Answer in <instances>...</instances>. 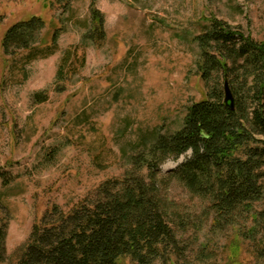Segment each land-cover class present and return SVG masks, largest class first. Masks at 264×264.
<instances>
[{
	"label": "rangeland",
	"instance_id": "obj_1",
	"mask_svg": "<svg viewBox=\"0 0 264 264\" xmlns=\"http://www.w3.org/2000/svg\"><path fill=\"white\" fill-rule=\"evenodd\" d=\"M91 3L0 0L3 264H16L53 206L68 212L102 182L133 172V157L146 154L158 135L179 130L190 105L206 98L195 37L212 19L264 41V0H95L90 9ZM92 9L103 17L104 40L82 43L93 28ZM31 16L44 21L46 43L58 31L55 52L29 61L24 52L5 56V31ZM74 47L77 59L61 75L62 52ZM37 94L46 100L36 102ZM189 156L166 160L156 175L161 199L187 219L179 232L184 250L152 264H264L256 254L264 246L259 206L217 220L206 201L169 177Z\"/></svg>",
	"mask_w": 264,
	"mask_h": 264
},
{
	"label": "trees",
	"instance_id": "obj_2",
	"mask_svg": "<svg viewBox=\"0 0 264 264\" xmlns=\"http://www.w3.org/2000/svg\"><path fill=\"white\" fill-rule=\"evenodd\" d=\"M55 1L63 7L71 2ZM90 20L93 28L82 43L104 40L100 12L92 9ZM44 27L37 16L12 24L2 38L3 54L24 52L27 61L53 54L59 34L55 31L46 43ZM195 41L206 98L190 105L179 130L158 135L146 154L133 157V172L102 182L68 212L53 206L33 227L16 264H120L123 258L152 264L170 255L179 258L184 250L179 232L187 219L161 199L156 175L166 160L188 152L169 177L206 201L217 220L259 206L264 229V41L215 18ZM76 59L77 47L63 51L58 73L65 74ZM225 83L233 108L224 102ZM34 98L44 102L47 97ZM4 235L0 228V264L5 261ZM256 254L264 262V246Z\"/></svg>",
	"mask_w": 264,
	"mask_h": 264
},
{
	"label": "water",
	"instance_id": "obj_3",
	"mask_svg": "<svg viewBox=\"0 0 264 264\" xmlns=\"http://www.w3.org/2000/svg\"><path fill=\"white\" fill-rule=\"evenodd\" d=\"M224 102L227 104H230V108H233V104H232V96L230 93V89L227 85V83L224 84Z\"/></svg>",
	"mask_w": 264,
	"mask_h": 264
}]
</instances>
